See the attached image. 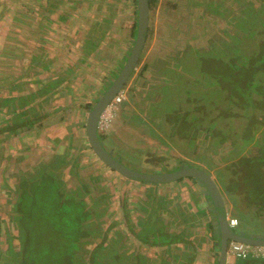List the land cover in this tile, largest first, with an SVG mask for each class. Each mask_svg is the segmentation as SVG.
<instances>
[{
  "label": "trees",
  "instance_id": "1",
  "mask_svg": "<svg viewBox=\"0 0 264 264\" xmlns=\"http://www.w3.org/2000/svg\"><path fill=\"white\" fill-rule=\"evenodd\" d=\"M82 1L44 0L38 17H35L36 26L31 29L22 28L19 32L11 29V21H8V13L17 6V1H0V20H4L0 23V42L5 45L6 39L11 38V47L14 46L15 50L14 53L5 52V61L2 63L8 62V65L2 72L6 77L0 80V166L3 168L0 171V264H192L193 261L184 263L181 259L190 243L184 235L193 236L191 226L199 224L196 221L201 215V220L205 222L203 236L206 239L203 238L202 243L208 241L205 249L213 252L216 263L219 259V243L214 240L218 237L213 223L215 211L209 203L210 196L197 178L186 176L164 183L131 180L105 165L92 151L85 130L86 119L81 121L76 118L70 122L54 118L58 110L75 105L73 100L84 96V93H71L73 86L82 80L86 81L85 84L94 81L99 87L92 99L75 105L88 114L124 65L135 39L137 4L136 0H131L133 20L129 28L131 42L128 48L112 69L105 71L96 68L94 63L99 61L100 56L98 47L115 18L114 10L92 13L85 23L87 25L76 29L73 36L59 33L57 38L52 34L54 25L57 27L76 14V6L79 7ZM222 1L232 9L236 0ZM161 2L165 4L163 9L174 8L178 4L174 0ZM115 3L113 0L111 5ZM158 3L159 0H148V32L138 63L153 33L154 12ZM237 3L234 13L230 10L227 17H220V26L206 41L212 42L214 37H221L223 41L231 38L233 22L229 17L232 15L236 20L240 18L246 21L247 16L244 14L248 7H252L254 14L264 11V0H237ZM206 14L213 18L214 12ZM259 24L255 28L257 34H260L258 43L249 51L242 47L234 51L237 58H232V69L238 70L240 77L235 85L241 92L240 96L249 98V101L245 99L240 103L238 98L234 105L254 108L249 105L250 99L255 100V95L264 97V82L257 84L255 76L259 77L262 70L264 72V36L261 22ZM235 27L238 30L237 24ZM245 29L240 31L244 34H238V38L245 36ZM167 30L164 29V33L167 34ZM187 47L184 45L183 49ZM197 50L193 52L194 55L202 54ZM183 54L168 51L159 53L158 57L170 56L174 60L167 62L166 68L161 71L150 66L153 62L145 61L139 75L146 71L152 79H158L164 86L173 83L178 89L180 82L191 79L186 76L185 67L179 66L187 62L178 60L179 55ZM186 55L189 57V53L186 52ZM249 58L252 61L248 63ZM247 63L249 69L245 67ZM134 70L125 83L131 81L126 99L122 98L115 104L107 126L98 128L102 145L121 163L120 157L123 155L141 152L144 161L155 163L152 164L154 169L170 171L183 166L178 164L180 162L184 166L193 164L204 168L209 173L212 170L222 195L224 193L226 199L230 200L226 207L229 216L236 218L238 223L233 203L241 190L245 194V187H238L241 182L238 183L236 179L244 172L243 167L249 160H258L264 152V100L254 104L255 107L259 105L262 111L255 115L259 125L250 128L247 139L229 134L214 139L213 135L219 128L215 126V121L202 127L195 126L193 121L198 118L192 112L193 106L182 109L181 101L164 104L163 94H159V99L153 95L156 81L146 84L142 81L138 84L135 77L131 79ZM97 71L99 74L95 75ZM200 83L201 80L197 86ZM163 93L164 96L170 94L165 90ZM70 99L73 100L70 102ZM194 100L190 102L194 103ZM146 106L148 109H143ZM243 115L248 116L246 113ZM203 116L206 119L207 113ZM163 118L171 123V135H175L180 128L181 132L186 133L189 146L208 149V153L199 158L205 165L190 160H176L173 164L167 161L166 148L163 149L165 151L159 149L160 143L166 140L153 132V126ZM199 118L202 119V116ZM147 122L154 124L149 127V135L155 134L154 139L150 138V141L146 136L145 140L128 141L131 135L126 137V128H131L132 133L136 131V135L144 134L139 127ZM34 129L45 131L46 139L39 146L41 149L36 146V138H29ZM196 129L197 132H192ZM19 135L21 142L15 149L20 148L19 153H25L24 158L18 152L16 155L4 150V140ZM146 142L148 144L141 145ZM27 157H32L33 162H28ZM15 162L19 164L14 165ZM252 172L248 175L250 185L262 177L264 180L262 173L255 181V177H251ZM221 173L222 183L218 181L221 180ZM115 177L118 185L116 188L111 184ZM130 186L133 195L129 201ZM251 189L248 186V191ZM118 208L120 210L117 211ZM113 213L116 214L113 216ZM113 217L108 225L107 220ZM121 221H124L126 229L119 225ZM153 246H160L159 250L152 251ZM203 247L194 245V250ZM237 259L240 257L234 258V264Z\"/></svg>",
  "mask_w": 264,
  "mask_h": 264
},
{
  "label": "rangeland",
  "instance_id": "2",
  "mask_svg": "<svg viewBox=\"0 0 264 264\" xmlns=\"http://www.w3.org/2000/svg\"><path fill=\"white\" fill-rule=\"evenodd\" d=\"M0 1L3 2L5 0ZM14 1H17V6L11 11V13H8L10 14L8 21H11V29L19 32L22 31V28H34L37 24L35 17H38V11L41 9L40 5H44V0ZM161 1L162 0H159V3L154 12L153 33L150 36V40L143 56L141 57V61L135 67L131 79L134 80L135 77V81L138 84H141L142 81H144V84H146L145 82L156 81L157 84L155 87H153V95L156 96V99H159V94H163L162 100L164 104L169 101H174L175 103L181 101L182 109L193 106L192 112L194 115H197L198 118L197 120L193 121L194 124L196 123L195 126L202 127L211 124V122L215 121V126H218L219 128L216 131L217 133L213 135L214 139L217 138L216 136H221L222 134L236 135V137L243 136L247 139L250 128L254 129V127L257 128V126L259 125L258 120L255 119V115H259V113L262 111V108L259 107V105H256L257 107H255L254 104H256V102L260 103V101H263L264 97H262L261 95H255V100L250 99L249 105L254 108H248L247 106L242 107L239 104L234 105L238 98L239 103L245 99L249 101V98L240 96L241 92H239V89L236 88L235 84L238 79L240 80V77L238 78V70L233 71L232 69V58H237V55L234 52L237 50V47H239V49L242 47V49H246L249 51L251 48L254 47V45L258 43L260 34H257L255 28L260 25V22L262 25L261 29H263L262 36H264V11L260 10L259 14H254L252 7H248L247 11L245 12L246 14H244L247 16L246 21L240 18H237L236 20L234 15H232V17H229V19H232L233 22V36L225 41H223L221 37H214L212 39V42H208L206 40L217 30V26H220V17H227L226 14L228 13L229 15L230 10H232V13L235 12V10L237 9L236 5L238 6L237 0L233 3L232 9L231 6H228L229 3L226 4L228 6L226 7L225 2L223 3L222 0H174L178 4L174 8L172 7L166 9H163V6L165 4H162ZM115 2V5H111V3H113V0H83L80 3L79 7L76 6V14L68 18L65 23L61 22V25L57 27L54 25L52 34H55L57 38H59V33L60 35L65 34V36H73L76 29L80 28L83 25H87L85 23L89 21L92 13H96L97 11L104 13L108 12L110 9L114 10L115 18L111 22L108 28L109 30L107 31V33H105L100 47H98L97 52L100 54L99 61L96 64L94 63L96 68H100L101 70L108 71L109 69H112L114 64L120 61L121 57L124 55V52L126 51L131 42L129 40L128 34L130 23L133 20L132 1L115 0ZM211 11L214 12V19L212 18V16L206 14L207 12ZM170 19L172 21H170ZM3 21L4 20L2 19V22ZM2 22L0 20V23ZM235 24L238 25V30L235 27ZM65 25L67 26L64 27ZM247 25L249 28L247 27ZM102 27H104V25ZM235 28L236 30H234ZM244 28H246L245 36H239L238 38V34H244L243 32L240 33V31H242ZM164 29H168L167 34L164 33ZM2 33L4 32L2 31ZM11 45H13L11 38L6 39L5 45L4 42H0V80H4V78L6 77L4 72H2L6 65H8V62L2 63V61H5L3 60V57L6 56L4 55L5 52L14 53L15 51L13 48L14 46L11 47ZM60 45L61 44L59 42L58 46ZM184 45L185 47L186 45H188V47L183 49ZM196 50L202 54L194 55L193 52ZM166 51H168L169 53L181 52L182 54L184 52L183 55H179L180 58H178V60L180 62H182V60L184 62L187 61L186 63H184L183 66H179L185 67V71L187 73L186 76H189L191 79L187 81L185 80L186 82L184 80L180 82L178 84V89L176 88V84L173 83L164 86L162 82L158 81V79H152L146 71H143L139 75L141 65L145 61L153 62L150 66L155 68V70L157 71H161V69L163 68L165 69L166 63L169 61L171 62V60H174V58L170 56L158 57L159 53H164ZM186 52L189 53V57L186 55ZM250 61H252V58H249V61L247 62L249 63ZM59 62L61 63V61ZM248 63L245 66L247 69L250 68L248 66ZM96 68L94 69L95 71ZM97 73L99 74V71L94 72L95 75H98ZM88 76H86L87 79ZM255 76L257 79L256 83L264 82L263 70L261 74H258L259 77H257L256 74ZM141 78L144 79L141 80ZM199 80H201V83L200 86H197ZM85 83L86 81L82 80L81 83L74 85L71 90L72 95L75 92L76 94L84 93V96H79L77 100L75 98V100L72 99L75 102V105L76 103L92 99V97L98 91L99 87L94 81L87 84ZM130 83L131 81L127 82V84H125V86L121 90V99H126ZM188 87H191L192 89L190 90L188 89ZM167 88L169 90H167ZM163 90L169 91L170 94L164 96L165 94L163 93ZM187 93H189V95H187ZM199 96L200 99L196 100V97ZM138 98H140V95L138 96ZM72 100L70 99V102ZM190 100H194V103L190 102ZM130 104L132 107H135V109H138V107L133 103ZM75 105H71L64 110H58L54 118L59 119L61 121L65 120L70 122H73L76 118L80 119L81 121L85 120L87 117L85 110ZM143 109L146 110L148 108L146 106ZM206 113L207 118L204 119L203 115ZM245 113L248 114V116H244L243 114ZM112 114L113 108L109 109L104 114L102 119L105 120L106 118H108L109 120ZM200 116H202V119L199 118ZM149 123H144L141 125V127H139L142 128V131L144 133L140 135H136V131L132 133L133 130L131 128H126V132L124 133L127 134L126 137L128 138V136L131 135L128 141H134L141 138H144L145 140L146 136H148L149 140L150 138L154 139L155 134L157 133L159 136L166 140L165 143H160L161 146L159 149L162 151L164 148H166V153L168 155L167 161L170 164H173L176 160H190L192 162H199L205 165V163L202 162V160L200 161L199 158L203 156V154L206 155L208 153V149H204L203 147L194 148L192 146H189L186 133L184 134V132H181L180 128L178 129L175 135H171V123L168 119L163 118L155 125L151 122ZM152 125H154L153 132L155 131V134L153 136H150L149 127ZM106 126L107 124H99L100 128ZM192 132H197V129L195 131L192 130ZM44 133L45 131L43 132L40 129H34V131L29 134L31 135L29 138H36V141L38 142L36 146L38 149H41L39 146L42 145L46 139ZM198 134L200 136L199 130ZM214 139L212 138V141H214ZM19 142H21L20 135L5 139L3 144L6 153L12 152L16 154V152H18V155H20L19 151H21V149H15ZM144 144L146 145L148 143L146 142L141 145ZM132 153L133 154L128 153L120 157L122 159L121 161L127 166L145 172H149V170L162 171V169L153 168L152 164H155L154 162L148 160L147 162L144 161V159L141 157V152ZM24 154H21L22 156H20L24 158ZM218 156H220V154H218ZM261 156L262 157H258V160H249V162L246 163V165L243 167L244 172L240 173V177L236 179L238 183L241 182L238 187H245V194H243L244 191L241 190L233 203L234 209L239 218V224H237L234 228L239 232H243L249 235H259L264 232V180L263 177L261 178L262 180L258 179L259 176L262 175V173L264 175V152ZM28 160V162H33L32 157H29ZM15 164L17 166L19 163L15 162L14 165ZM178 164L180 166H184L183 163L179 162ZM252 168H254L253 172ZM0 171H3V168L1 166ZM250 171L252 172L251 177L254 176L255 181L256 179H258L257 183H251V185L249 184L250 179L248 177V175L250 176ZM212 172L213 171L211 170V174L214 176V173ZM222 176L223 173H221L220 175L221 180H218L220 183H222ZM116 183L117 178L115 177L112 179L111 184L112 186L114 184L116 188L118 186ZM132 186H130V190L128 192L129 201L130 197H132L133 195V193L131 192ZM248 186L252 188L250 191H248ZM152 193L154 194V192ZM115 196L118 195L116 194ZM223 198L225 199L224 201L226 202L227 207L229 205L230 200L226 199V195L224 193ZM156 204H158L157 201ZM154 206L155 209H158V207H156L157 205ZM191 207L192 205H190V208ZM118 210L120 209L118 208L117 211ZM116 213H113V216ZM199 218L200 219L196 221V223L198 222L199 224L197 223L198 225L191 226V231L194 232L192 234L193 236L189 237L188 235H184L189 238L188 242H190L185 250L186 254L181 257L184 263H191L192 261L194 262L192 264L204 263L203 258L202 260L199 259L201 257H198V260L200 262L197 261L198 254H195L196 252L194 251V245L198 247H203L202 240H204L203 235L205 233V222L201 220L203 219V215L199 216ZM113 219L114 217L107 220L108 225L110 224V222H112ZM135 219L136 218L132 220L134 221ZM119 225L123 227V229L127 228L124 221H121ZM126 232L128 233V230ZM159 247L160 246H153L151 249L152 251H156L159 250ZM188 254H190V256H188Z\"/></svg>",
  "mask_w": 264,
  "mask_h": 264
},
{
  "label": "water",
  "instance_id": "3",
  "mask_svg": "<svg viewBox=\"0 0 264 264\" xmlns=\"http://www.w3.org/2000/svg\"><path fill=\"white\" fill-rule=\"evenodd\" d=\"M136 4L137 26L134 42L124 65L106 90L95 101L87 114L85 121L87 140L92 151L105 165L131 180L164 183L172 182L186 176L197 178L204 185L205 192L210 196L209 203L213 205V210L215 211V220L213 223L216 225L215 232L218 233L219 240V259L215 264H225L229 241H238L249 245H264V235H249L239 232L229 224L226 204L214 176L204 168L193 164L181 166L170 171L155 170L152 172H145L133 169L116 159L102 145L98 136L100 119L110 109L114 97L123 89L132 70L138 63L145 44L149 25L148 0H136Z\"/></svg>",
  "mask_w": 264,
  "mask_h": 264
},
{
  "label": "built area",
  "instance_id": "4",
  "mask_svg": "<svg viewBox=\"0 0 264 264\" xmlns=\"http://www.w3.org/2000/svg\"><path fill=\"white\" fill-rule=\"evenodd\" d=\"M121 92H119L113 99L111 108L115 106V104L121 100ZM108 123V118L100 119V125H104ZM229 224L231 226L236 225L237 219L234 217H230L229 219ZM256 253V254H264V245H259V246H251L246 243L238 242V241H230L227 247V259L225 264H234V258L235 257H240V258H245L248 255Z\"/></svg>",
  "mask_w": 264,
  "mask_h": 264
},
{
  "label": "crops",
  "instance_id": "5",
  "mask_svg": "<svg viewBox=\"0 0 264 264\" xmlns=\"http://www.w3.org/2000/svg\"><path fill=\"white\" fill-rule=\"evenodd\" d=\"M237 224H239V220H238V223ZM244 229H245V227H244ZM262 234H264V232H262ZM214 240L217 241V242L219 241L218 240V237H216V239H214ZM229 243H230V241L228 242V244ZM203 246L206 247L207 244L205 242H203ZM251 246H259V245H251ZM201 250L202 249H199V248H197V249L194 250L196 252L195 254H198L197 261H199L198 260V257H201L199 259L202 260V258H203L204 264H215V260H214V258L212 256L213 255V252H207L208 250H206L205 248L202 251ZM258 260H260V261H258ZM236 264H264V254L252 253L247 258L237 259L236 260Z\"/></svg>",
  "mask_w": 264,
  "mask_h": 264
},
{
  "label": "clouds",
  "instance_id": "6",
  "mask_svg": "<svg viewBox=\"0 0 264 264\" xmlns=\"http://www.w3.org/2000/svg\"><path fill=\"white\" fill-rule=\"evenodd\" d=\"M230 218V217H229ZM229 221V220H228ZM233 227V226H232Z\"/></svg>",
  "mask_w": 264,
  "mask_h": 264
}]
</instances>
